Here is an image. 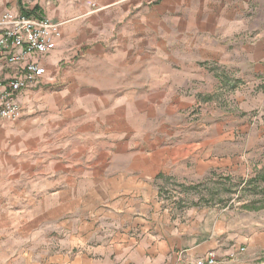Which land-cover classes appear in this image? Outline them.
I'll use <instances>...</instances> for the list:
<instances>
[{
	"label": "crops",
	"instance_id": "obj_1",
	"mask_svg": "<svg viewBox=\"0 0 264 264\" xmlns=\"http://www.w3.org/2000/svg\"><path fill=\"white\" fill-rule=\"evenodd\" d=\"M2 12L62 23L22 111L47 78L82 95L50 147L0 135V264L257 261L264 230L174 210L158 189L264 166V0H0ZM215 98L226 114L193 119Z\"/></svg>",
	"mask_w": 264,
	"mask_h": 264
},
{
	"label": "rangeland",
	"instance_id": "obj_2",
	"mask_svg": "<svg viewBox=\"0 0 264 264\" xmlns=\"http://www.w3.org/2000/svg\"><path fill=\"white\" fill-rule=\"evenodd\" d=\"M57 67L60 71L65 70L63 65ZM49 73L53 75L54 68L48 69ZM52 83L53 81L47 78L40 92L23 105L24 109L16 119L19 120L5 123L6 133L0 134L5 147L32 148L38 143L43 147H50L51 138L55 136L54 133L56 134L58 119L62 118V115L64 117L67 115L65 110L68 108V101L82 95L77 92L58 95L53 90ZM214 112L226 114L225 101L221 102L215 98L200 104L192 111L193 119L203 121L212 115L215 116ZM263 175L264 166H261L253 167L251 170L241 169L239 172H210L192 184L162 179L158 192L159 197L174 210L181 212L193 208H214L233 217L237 224L242 223L249 228L264 230ZM245 251V248L244 251L238 250L239 253ZM257 254V261L253 264H264V248Z\"/></svg>",
	"mask_w": 264,
	"mask_h": 264
},
{
	"label": "built area",
	"instance_id": "obj_3",
	"mask_svg": "<svg viewBox=\"0 0 264 264\" xmlns=\"http://www.w3.org/2000/svg\"><path fill=\"white\" fill-rule=\"evenodd\" d=\"M62 23L46 17L0 13V120L21 115L18 98L41 85L46 69L42 60L55 49ZM244 251V248H240ZM181 264H222L213 251Z\"/></svg>",
	"mask_w": 264,
	"mask_h": 264
}]
</instances>
